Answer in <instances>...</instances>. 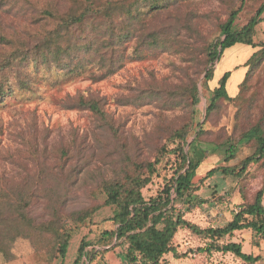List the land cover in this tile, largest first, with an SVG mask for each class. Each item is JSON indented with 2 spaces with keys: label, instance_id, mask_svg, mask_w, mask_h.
<instances>
[{
  "label": "trees",
  "instance_id": "obj_1",
  "mask_svg": "<svg viewBox=\"0 0 264 264\" xmlns=\"http://www.w3.org/2000/svg\"><path fill=\"white\" fill-rule=\"evenodd\" d=\"M125 1L0 0V104L16 90L32 92L43 70L54 69L65 79L87 77L98 82L117 73L127 60H141L144 54L174 49L188 55L196 50L204 54L205 66L210 64L200 83L202 94L206 97L205 91L210 93L204 113L206 122L222 99H230L227 92L230 72L224 73L215 87H208L214 65L223 52L238 44L254 50L246 62L249 69L239 87L245 86L254 69L264 62V43L255 42L264 2L244 26L237 28L235 22L244 0H219L227 10L226 18L219 24V40L208 44L192 21L196 15L192 7L201 0H134L129 5ZM161 18L182 22L189 37L203 40L201 49L179 36L180 29L175 23L161 22ZM195 82L179 87L151 79L132 93L134 103L157 102L168 109L189 104L191 122L167 132L153 160L139 161L136 151L130 153L117 139L116 148L120 149L118 156L120 161L123 158V163L113 170L111 177L102 176L97 180L103 200L92 207L70 213L65 208L72 198L71 190L82 173L90 171L88 167L92 164L93 157L86 152L84 141L77 146L75 162L67 152L52 158L35 149L30 152L29 166L19 164L22 170L18 179L0 177V253L13 244L15 221L23 220L31 226L38 224L33 209L42 204L46 220L41 224L58 232L57 240L45 255L48 261L59 258V264H64L74 231L85 222L92 224L94 215L103 207L113 208L108 218L112 228L101 229L92 241L87 236L82 238L70 264H101L107 251L118 247H122V264H167L168 255L175 259L187 256L178 251L174 240L180 230L206 242L198 249L202 254H231L244 264L259 262V255L244 252L241 244L229 239L235 233L249 232L254 245L264 241L263 188L250 201L241 202L223 227L202 228L184 218L181 207L191 211L205 203L196 195L205 179L215 173L240 179L252 166H264V127L260 125L242 133V139L254 141L255 150L251 155L234 166L213 168L198 185L194 182L201 164L199 157L204 155L197 147L205 134L196 109L200 97ZM64 105L67 109L93 112L103 119L105 127H113L102 99L88 90L68 97ZM194 133L196 136L189 143ZM188 144L189 150L185 152ZM233 150L234 146L227 149L230 159L234 157ZM155 177L161 178L162 183L156 194L146 199L143 190ZM66 221L75 225L73 229Z\"/></svg>",
  "mask_w": 264,
  "mask_h": 264
},
{
  "label": "rangeland",
  "instance_id": "obj_2",
  "mask_svg": "<svg viewBox=\"0 0 264 264\" xmlns=\"http://www.w3.org/2000/svg\"><path fill=\"white\" fill-rule=\"evenodd\" d=\"M133 1L126 0L125 3L129 5ZM263 2L264 0H244L235 22L236 27L244 26ZM192 9L196 12L192 20L193 27L201 38L208 44L219 40V24L225 20L227 11L223 3L219 0H201ZM172 18H161V22L175 23ZM175 24L180 29L179 36L191 46L201 49L204 43L200 37L194 40L183 29L182 22ZM255 42L264 43V13L256 27ZM237 48H241V45L226 49L218 64L214 65L212 81L208 82L210 89L215 87L217 80L226 72H232L231 77L237 82L240 75L248 71L247 61L232 70L251 57ZM209 67L210 64L205 66L204 54H199L196 50L192 54L184 55L169 49L144 54L141 60L129 59L117 73L98 82L87 77L65 79L54 69L43 70L37 76L32 92L16 90L13 96L0 104V177L18 179L22 170L19 164L22 167L29 166L30 152L35 149L40 154L43 152L44 155L53 156L52 158L67 152L70 160L75 162L77 146L84 141L86 152L93 157L92 164L88 167L90 171L85 170L71 190L72 198L70 197L65 208L70 213L92 207L103 200L96 185L97 180L102 176L111 177L113 170L123 163V158L120 161L118 156L120 149L116 148L117 139L120 140V146H126L130 153L136 151L139 161L153 160L155 150L164 142L167 132L183 123L191 122L192 108L189 104L183 103L180 108L168 109L157 102L134 103L131 99L132 93L151 79L179 87L194 80L200 97V103L196 106L200 118L198 115L197 119L199 118L200 125L205 130L197 147L205 155L204 157L201 154L199 157L201 164L194 178L198 185L199 180L211 169L234 166L251 155L255 150L254 141L242 139V133L260 125L264 127V62L254 69L245 86H238L235 96L229 95L230 99L220 101L217 110L205 122L204 113L210 93L205 91V97L200 83ZM57 80L61 83L56 84ZM87 90L102 99L112 128L105 127L103 119L93 112L65 107L68 97ZM195 136L196 133L188 142ZM231 146L235 148L232 159L227 152ZM184 150L188 152L189 147L185 146ZM226 158L229 160L226 161ZM161 183V178H153L143 190L144 197L148 199L155 195ZM261 188L264 189V166L261 165L252 166L240 179L215 173L205 179L196 192L198 200L205 203L191 211H186V206L181 207L184 218L202 228L223 227L232 219L234 212L238 210L237 206L243 201H250L253 194ZM41 205L38 204L33 209L38 224L31 226L23 220L14 222L13 244L4 253H0V264L60 263L59 258L48 261L45 255V251L57 240L58 232L53 227L41 224L46 220ZM112 210L111 207L101 208L94 215L92 224L85 222L74 231L64 264L71 263L82 238L87 236L92 241L101 229L112 228V223L108 221ZM65 223L72 229L75 226L68 221ZM174 240L178 251L187 256L175 259L168 255L165 258L167 264H244L231 254L214 252L207 255L198 252L206 242L185 230L178 231ZM229 240L241 244L244 252L259 255L261 259L256 264H264V241H258V246L254 245L249 232L235 233ZM122 263V247L107 251L101 261V264Z\"/></svg>",
  "mask_w": 264,
  "mask_h": 264
},
{
  "label": "crops",
  "instance_id": "obj_3",
  "mask_svg": "<svg viewBox=\"0 0 264 264\" xmlns=\"http://www.w3.org/2000/svg\"><path fill=\"white\" fill-rule=\"evenodd\" d=\"M238 45H241V44H238ZM238 45H235V46H238ZM235 46H234V47H235ZM239 47H240V46H239ZM242 47H243V48H242ZM237 49H239V51H243V52H245L246 55H247V53H248V54H249V55H248L249 57H250V56L252 55V53L254 52V50H253L252 48H250V47H248V46H245V45H241V48H237ZM235 51H236V49H235ZM249 57H247V58H249ZM247 60H248V59H246V60H245L242 64H240V65H236L232 70H235V69H237L238 67H241V65H243ZM217 64H218V63H217ZM217 64H216V65H217ZM230 73L232 74V72H230ZM231 74H230V78H229L228 83H227V92H228V95H231V96L233 97V96H235V95L237 94V92H238V86H239V84L241 83V81L243 80L245 73L240 75V79L237 80V82H235L234 78L231 77V76H232ZM242 76H243V78H242Z\"/></svg>",
  "mask_w": 264,
  "mask_h": 264
},
{
  "label": "water",
  "instance_id": "obj_4",
  "mask_svg": "<svg viewBox=\"0 0 264 264\" xmlns=\"http://www.w3.org/2000/svg\"><path fill=\"white\" fill-rule=\"evenodd\" d=\"M189 146V144L187 145V147Z\"/></svg>",
  "mask_w": 264,
  "mask_h": 264
}]
</instances>
